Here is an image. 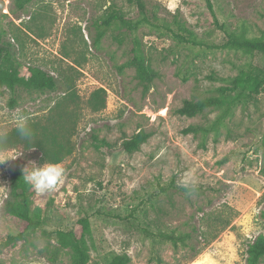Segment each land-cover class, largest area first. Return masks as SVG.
<instances>
[{
  "label": "rangeland",
  "instance_id": "obj_1",
  "mask_svg": "<svg viewBox=\"0 0 264 264\" xmlns=\"http://www.w3.org/2000/svg\"><path fill=\"white\" fill-rule=\"evenodd\" d=\"M143 2L168 22L177 16L212 46L225 41L215 18L231 31L264 35V0H211L214 13L207 0ZM112 9L140 17L130 0H32L25 10L16 0H0V46L14 48L22 75L38 66L67 90L1 89L0 137L16 135V117L25 114L39 136L50 133L64 153L70 151L57 164L65 175L55 190L41 193L31 186L32 209H41L43 228L7 245L25 226L5 209L13 165L50 163L20 135L0 151V157H17L0 164V264H74L75 252L59 244L56 232L71 230L81 218L90 221L89 264H109L115 255L131 264H247L249 245L264 235V90L236 110L230 133L223 130L218 142L184 134L210 123L217 112L187 118L177 111L186 100L210 96L220 85L214 78L235 76L260 58L182 47L143 27L139 33L158 73L144 93L127 66L126 34L111 29L94 44L97 24ZM99 90L106 106L95 110L91 102ZM140 132L148 141L126 153L123 142ZM94 137L110 147L99 149ZM160 231L194 233L195 249L158 240Z\"/></svg>",
  "mask_w": 264,
  "mask_h": 264
},
{
  "label": "trees",
  "instance_id": "obj_2",
  "mask_svg": "<svg viewBox=\"0 0 264 264\" xmlns=\"http://www.w3.org/2000/svg\"><path fill=\"white\" fill-rule=\"evenodd\" d=\"M31 1L16 0L18 9L25 10V7ZM207 1L211 12L214 13L211 0ZM130 3L137 7L140 17L130 19L127 18L122 10H110L96 26L94 44L98 45L111 29H117L120 33L126 34L131 45L130 59L127 62V66L135 70L136 79L143 88L144 93H148L151 90L154 81L158 78V73L153 67L151 58L146 53L143 38L139 33L143 27L159 32L161 36L170 38L182 47L221 49L241 53L251 58H260V61L257 63L251 61L241 67L235 76L214 78V81L219 82L220 85L214 88L210 96L198 100H186L177 111L179 115L187 118L203 116L211 111L217 112L213 121L206 125L190 126L184 130V134L194 135V137L201 135L204 142L213 136L214 141L218 142V139L223 136V130H227L230 133L228 123L233 119L236 110L240 106L254 102L256 96L264 90V35L249 36L245 30L241 32L231 31L226 25L220 24L215 18V25L225 34V41L220 46H212L188 28L186 23L179 20L177 16L174 17L172 22H168L159 16L156 9H148L143 0H130ZM116 39L120 44H123L124 39L119 37ZM13 49L10 45L4 44L0 46V90L6 88L12 93H15L18 89L39 92H55L62 89L64 93H67V90L64 88L65 84H61L58 79L41 67L30 66L27 74L22 75L19 66L14 63ZM184 80L187 81L186 78ZM100 94H105V91L99 90L95 92L94 102H91V106L95 110L105 108L106 106L104 99H101L100 104ZM11 105H15L13 101ZM31 129L33 135L31 139H26V141L31 146L38 148L41 159L44 162L60 164L64 156L70 155V151L64 153V148L60 145L56 137H51L50 133H44L39 136L35 126ZM12 136L0 137V151L17 142L19 133L16 135L13 134ZM149 137L144 132H140L131 139L123 142V150L126 153L132 154L138 151L148 141ZM93 139L99 149H108L110 147L105 140L99 141L97 137ZM24 167L25 165L21 161H18L11 169L9 180L10 193L5 209L11 215L23 220L25 226L17 235H10L3 245L26 239L32 232L44 226L41 209H32L31 198L33 192L31 185L23 179L22 170ZM180 189L186 193L191 192L190 188ZM166 191L165 188H161L162 193H166ZM14 200H18L17 205L14 204ZM262 217L264 218V213ZM227 225L228 222L225 226ZM197 231L195 230V234ZM90 234L91 227L89 218H81L71 230L57 231L56 237L62 247H71L73 249L76 257L74 264H89L90 254L87 237ZM156 238L162 242L171 243L175 248L190 246V248L195 249L191 246L195 239L194 233L177 234L175 231H160L156 234ZM247 255V264H260L264 261V235H259L249 245ZM109 264H131V262L127 256L115 255Z\"/></svg>",
  "mask_w": 264,
  "mask_h": 264
},
{
  "label": "clouds",
  "instance_id": "obj_3",
  "mask_svg": "<svg viewBox=\"0 0 264 264\" xmlns=\"http://www.w3.org/2000/svg\"><path fill=\"white\" fill-rule=\"evenodd\" d=\"M17 131L22 138L31 139L33 133L29 126V117L25 114H19L16 117ZM17 158V157H16ZM16 158L0 157V164ZM29 164L32 167H29ZM23 168V179L30 184L37 192H50L55 190L57 185L63 180L65 170L57 164H46L37 166L35 162H30Z\"/></svg>",
  "mask_w": 264,
  "mask_h": 264
}]
</instances>
